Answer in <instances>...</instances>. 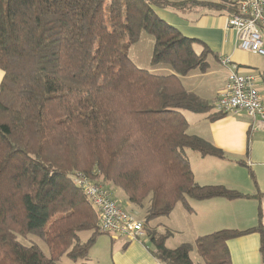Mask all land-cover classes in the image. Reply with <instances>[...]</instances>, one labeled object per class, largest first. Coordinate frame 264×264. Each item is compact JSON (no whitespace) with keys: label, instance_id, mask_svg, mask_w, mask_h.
I'll return each instance as SVG.
<instances>
[{"label":"trees","instance_id":"trees-1","mask_svg":"<svg viewBox=\"0 0 264 264\" xmlns=\"http://www.w3.org/2000/svg\"><path fill=\"white\" fill-rule=\"evenodd\" d=\"M226 6V15L238 13L236 2ZM194 7L215 8L171 0H0V264L87 260L101 233L97 211L68 178L75 171L122 190L133 208L145 207L144 226L176 204L190 210L187 199L260 202L258 194L193 179L186 150L225 158L189 134L182 114L212 108L180 81L191 70L205 72L210 51L155 9L184 14ZM143 32L153 38L150 65L171 74H152L127 56ZM249 234L259 236L264 264L261 203L254 227L197 237L198 264H232L227 242ZM146 235L158 263L194 264L188 244L166 248L171 232ZM27 236L40 239L48 256L17 239Z\"/></svg>","mask_w":264,"mask_h":264},{"label":"crops","instance_id":"crops-1","mask_svg":"<svg viewBox=\"0 0 264 264\" xmlns=\"http://www.w3.org/2000/svg\"><path fill=\"white\" fill-rule=\"evenodd\" d=\"M171 1L207 2L215 7H194L184 14L155 9L156 14L168 25L176 28L183 36L199 41L210 51L206 59V71L191 70L181 76L180 81L187 92L206 101L212 108L205 113L183 111L182 114L187 122L189 134L209 142L222 151L225 158H203L195 152L190 156L186 154L193 179L200 186L221 185L243 195L258 194L260 202L256 199H187L190 210L176 204L172 212L156 224L157 232H171L165 242L166 248L168 240L175 233L186 232L188 236L194 235L196 239L224 229L244 231L252 228L257 223L259 203L264 206V122L244 113L227 114L216 120L212 119L217 113L214 105L225 86L229 72L220 64V59L228 57L239 73L255 75L259 95L264 104V56L240 51L235 31L227 28L228 15L225 8L236 0ZM262 42L264 48L263 39ZM194 50L199 53L202 46L195 45ZM158 68V71L171 73L168 69L160 66ZM1 78L0 71V80ZM103 187L120 207L130 213L136 210L127 202L124 193L119 194L116 190L110 191L106 186ZM141 238L131 241L124 238L125 244L119 248L117 258L113 259L112 264H160L150 254L147 243L141 242ZM227 247L232 264H260L257 234L232 239L227 242Z\"/></svg>","mask_w":264,"mask_h":264},{"label":"built area","instance_id":"built-area-1","mask_svg":"<svg viewBox=\"0 0 264 264\" xmlns=\"http://www.w3.org/2000/svg\"><path fill=\"white\" fill-rule=\"evenodd\" d=\"M238 13L227 18V28L235 31L238 48L242 52L264 56L262 33H264V0H236ZM220 64L228 69L226 83L214 108L217 113L236 115L244 113L264 122V104L253 74L239 73L228 57ZM69 180L80 188L91 206L98 213V231L112 239L124 237L136 240L143 237V221H139L118 205L101 185L92 183L80 172L68 175Z\"/></svg>","mask_w":264,"mask_h":264},{"label":"rangeland","instance_id":"rangeland-1","mask_svg":"<svg viewBox=\"0 0 264 264\" xmlns=\"http://www.w3.org/2000/svg\"><path fill=\"white\" fill-rule=\"evenodd\" d=\"M264 34V33H263ZM262 39L264 40V35H262ZM153 46V38L149 34L143 32L140 36V39L135 44H132L128 47L126 54L130 58V60L139 68L144 69L146 71L151 72L156 75H167L162 71H158V67L150 65V56ZM161 68L168 69L167 67L160 66ZM169 70V69H168ZM171 74V73H169ZM187 156L193 154L192 151L186 150ZM196 164L194 163V168ZM110 191L116 190L119 194L123 193L122 190L113 188L109 185L106 186ZM145 214V207L138 208L136 210L131 211L130 215L136 218L139 221L143 220ZM161 221V218L155 219L151 221L147 226L143 225V237L140 239L141 242H146L149 248L151 247L150 241L146 235V229L152 231H157V223ZM160 233V232H158ZM164 233V232H161ZM160 233V234H161ZM80 237L83 241L86 240L87 234L81 233ZM20 243L23 245L29 246L32 244H36L42 250V252L48 256V250L44 243L34 236H27L25 238L18 237L17 238ZM195 237L194 235L188 236L186 232L175 233L172 238H170L167 242L168 249H175L181 244H188L190 246L189 257L194 264L202 263V259L196 252L195 249ZM125 244V239L120 237H116L115 240L111 239L107 234H98L95 240L94 245L88 250L87 260H78L76 262L70 261L62 256L59 261L55 264H112L114 260H116L117 255L119 253V248H121ZM114 259V260H113Z\"/></svg>","mask_w":264,"mask_h":264}]
</instances>
